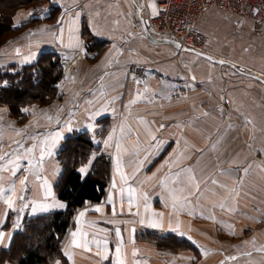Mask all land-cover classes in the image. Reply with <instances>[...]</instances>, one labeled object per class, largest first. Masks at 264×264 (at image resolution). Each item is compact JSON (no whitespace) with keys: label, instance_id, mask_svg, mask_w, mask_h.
<instances>
[{"label":"crops","instance_id":"crops-1","mask_svg":"<svg viewBox=\"0 0 264 264\" xmlns=\"http://www.w3.org/2000/svg\"><path fill=\"white\" fill-rule=\"evenodd\" d=\"M137 2L48 0L21 8L13 16L14 26L33 19L37 22L0 47V66L33 63L42 52L54 51L61 55L64 70L58 84L59 97L34 114L27 106L30 112L25 113L24 123L10 118L7 108L0 106V153H13L17 149L14 142L22 141L23 147L18 152L24 155L26 148L38 143L28 139L29 136L54 135L69 122L76 129L73 132L86 130L95 141L107 139L115 129L107 149L99 143L111 156V179L105 197L76 211L73 226L61 247L63 258H56L51 264L56 261L65 264L64 259L67 264H114L116 227L124 236L127 264H136V261L141 264H264V250H258L264 249V82L255 77L264 76V32L254 33L250 19L224 9L212 7L204 12L196 28L209 38L214 55L225 59L221 64L198 56L195 51L157 41L145 26L146 16ZM54 7L58 12L49 20ZM84 28L93 42L104 45L101 52L91 47L92 42L87 43ZM58 36L63 37V43ZM72 36L79 37L83 50L67 47ZM29 58L30 62H25ZM130 62L142 66V77L128 78ZM239 66L245 67V73L249 74L239 71ZM96 111L101 115L91 119ZM103 118L108 120L107 133L97 138ZM87 124L95 127L94 133L85 127ZM19 130L22 131L18 135ZM73 132L65 131L63 140ZM116 143L121 144L122 172L128 177L127 182L116 171ZM56 152L51 159H46L42 170L34 167L33 160L31 173L28 162L21 160V170L15 177H10L9 172L3 173L4 186L15 180L17 197L23 195L25 202L41 201L43 189L36 177L42 173L50 181L55 198L66 204L54 189L61 175ZM90 163L79 168L89 170ZM26 175L27 191L21 192L18 181ZM192 175L194 181L190 179ZM197 183L200 192L196 190ZM129 187L141 197L132 204V213L139 205L141 217L128 212ZM121 188L124 189L122 214ZM110 194L116 216L107 203ZM142 194L147 195V200ZM172 195L189 199L185 210L174 212ZM146 203L150 206L149 213L144 212ZM221 203H226L225 209H221ZM98 205H103L102 213L92 210ZM189 210L197 214H189ZM5 211L6 205L0 201V230L13 238L18 214L8 211L5 222ZM81 211H85V216L77 221ZM152 212L164 214V229H168L169 223L175 227L178 216L180 231L196 243L175 232L142 225L140 219H152ZM199 213L215 219L202 218ZM21 215L23 219L33 216L27 210ZM113 219L118 223H108ZM127 221L131 223H124ZM227 225L233 226L235 234ZM81 227L89 233L107 236L111 249L108 260L94 255L95 246L91 252L68 249L71 260L64 255L70 233ZM102 229H107V233ZM141 231L171 234L188 246L174 244L168 249L161 248L137 239ZM200 246L208 251L207 256L202 254ZM9 247H0V250ZM134 250H138L135 256ZM232 256L237 259H226Z\"/></svg>","mask_w":264,"mask_h":264},{"label":"trees","instance_id":"trees-1","mask_svg":"<svg viewBox=\"0 0 264 264\" xmlns=\"http://www.w3.org/2000/svg\"><path fill=\"white\" fill-rule=\"evenodd\" d=\"M48 0H0V44L4 35L17 34L32 27L33 19L19 27L14 26L13 16L18 9L36 6ZM58 8L54 7L47 19L56 17ZM87 43L99 52L104 45L93 42L88 30L84 28ZM61 56L54 51L42 52L37 60L29 64L16 62L0 66V105H7L12 117L24 119L23 107L30 103L45 105L57 95V84L63 77ZM88 132H74L66 137L63 146L56 154L61 165V175L55 183L59 199L66 202L63 211H51L28 217L23 227L17 230L8 249L0 250V263L13 264H51L56 258H63L62 244L73 226L76 211L89 202H99L106 194L110 160L105 154L93 160L88 174L81 178L79 166L86 164L91 155L98 151ZM137 239L155 243L168 249L174 244L188 246L171 234H158L141 231ZM181 242V243H180ZM65 264H67L64 259Z\"/></svg>","mask_w":264,"mask_h":264},{"label":"snow or ice","instance_id":"snow-or-ice-1","mask_svg":"<svg viewBox=\"0 0 264 264\" xmlns=\"http://www.w3.org/2000/svg\"><path fill=\"white\" fill-rule=\"evenodd\" d=\"M55 2H58V0H55ZM153 7V14L156 13L155 5H152ZM47 11V10H45ZM65 12H67V9H65ZM29 15H32L31 13ZM60 23H63V18H61ZM98 35L100 33H97ZM61 43H63V37L58 36L57 37ZM67 47H72V48H77L80 50H83L82 48V41L79 39L78 36H72L70 38V42L68 43ZM177 47H180L177 45ZM197 55H201L200 53H197ZM29 58L25 62H30ZM208 59H211V57H208ZM219 63L223 64L225 61H219ZM195 79V77H193ZM25 113H29L30 109L25 108L22 109ZM101 115L99 111H96L92 113L91 119H94L96 116ZM49 120L52 119V117H48ZM59 123V121H57ZM88 128L90 131L93 133L95 132V127L92 124H87L85 126ZM74 129L71 125V123H67L65 125V129H60L56 131L54 135L51 136H29L28 139L32 140H38V143H33L31 146L25 149L24 155H20L18 152V149L23 147V142L22 141H15L14 143L17 145V149L13 150V153H0V201L3 202L4 205H6V211L4 213L5 216V222L7 219V212H15L18 214V219L17 222L14 225L13 231L20 230L23 222V217L21 214L25 213L27 210L28 214L36 216L39 214H45L49 213L55 209H64L67 207V205L63 202L58 201L55 198L54 193L52 192L51 188V183L50 181L41 173L36 177V179L41 181V188L43 189V199L41 201H30V202H25V197L23 195H20L17 197V183L15 180H11L10 183L8 184L7 187L4 186L3 180L4 172H9L10 177H15L17 172L21 170V160H25L28 162L29 165V173L32 172L33 168V160L35 161L34 167L40 168L41 170L43 169V165L46 161V159H51L54 155L55 152L59 146V142L63 140L64 138V132L67 131L68 133L73 132ZM22 130H19L17 134L19 135ZM115 132V129H113V134ZM124 132V128L121 127V133ZM113 134H110L107 139L103 141H95L96 143H103L105 149L109 147V142L113 140ZM155 139V137H153ZM115 149H116V160H115V165H116V171L121 173V179L125 182H127L128 177L123 174L122 172V159H121V144L116 143L115 144ZM124 151H127V149H124ZM14 157V158H13ZM181 171H190L186 169H182ZM245 171H247L245 169ZM78 172L81 174V178L83 179L84 176L87 175L88 168L87 167H81L78 169ZM59 174V173H56ZM175 175H179V173H176ZM191 180H195L194 175L190 176ZM19 185L21 186V192L27 191V186H28V176H24L23 178H20L18 181ZM213 183L215 181L213 180ZM166 186V182H165ZM113 188L116 187L115 182H113L112 185ZM197 192H200L201 189L199 188V184L197 183L196 186ZM120 196H121V214L123 213V199H124V189H120ZM141 197H138L136 195V190L129 187L128 188V193H127V199L129 202V207H128V212L134 216L141 217V213L139 211V205L137 204V211L135 213H132V204L134 200H139ZM142 198L147 200V195L142 194ZM172 208L174 212L178 211H183L186 208V205L190 203L189 199L187 197H184L181 199L177 195H172ZM19 201V203H18ZM107 203H109L112 206V215L116 216V207H115V202L113 199V196L110 194L107 200ZM221 209L226 208V203H221L220 204ZM92 210L96 212L102 213L104 211L103 205H98L95 206ZM231 211V209H227ZM87 211V210H85ZM85 211L79 212L77 216V221H80L84 216H85ZM150 211V206L146 203L144 212L149 213ZM189 214H197L192 210H189ZM163 213H156L152 212L151 216L153 217L152 219L145 220L143 217L140 219V223L142 225L151 227L153 229H160V230H167V231H172L177 233L178 235L182 237H186L188 240L192 241V237L189 236L186 232L180 231V225L181 221L179 220L177 216L176 220V226L172 227L171 223H169L168 229H164V224H163ZM202 218H209V219H215L214 216H208L204 217L203 213H199ZM110 224H117L118 222L116 220H110L108 221ZM124 223H131V221H127ZM228 230L232 231V234H235L234 228L232 225H227L225 226ZM102 232L107 233V229H102ZM115 248H114V254H115V262L114 264H127V253L125 251V243H124V236L121 233V230L119 227L115 228ZM132 233L135 232V228H133ZM7 238L8 243H5V239ZM12 236L11 234H6L4 231L0 230V247H9L11 243ZM193 243H196L195 241H192ZM109 240L107 236H98L96 233H89L85 231L82 227L77 228L76 231H72L70 233V240L68 241V244L64 250V255L68 257L69 260L72 259V253L68 251V249H82L88 252L92 251V246H95L97 251L94 253L97 257H100L102 260H108L109 259V253L111 249L109 248ZM258 250H264V249H258ZM200 251L202 252L203 255L207 256L208 251H206L202 246H200ZM138 250L133 251V255L135 256L137 254ZM245 255H250V253H245ZM227 260H236L237 257L232 256V257H227ZM56 264H60L59 261H56ZM74 264V262H73ZM136 264H141L140 261H136ZM223 264V262H222Z\"/></svg>","mask_w":264,"mask_h":264},{"label":"built area","instance_id":"built-area-1","mask_svg":"<svg viewBox=\"0 0 264 264\" xmlns=\"http://www.w3.org/2000/svg\"><path fill=\"white\" fill-rule=\"evenodd\" d=\"M152 5H155V15ZM137 7L145 14L147 29L154 38L177 41L189 50L217 59L222 58L212 52L209 38L196 28L197 20L210 8L218 7L248 18L254 33L264 32V0H138ZM135 67L128 66L130 78Z\"/></svg>","mask_w":264,"mask_h":264},{"label":"rangeland","instance_id":"rangeland-1","mask_svg":"<svg viewBox=\"0 0 264 264\" xmlns=\"http://www.w3.org/2000/svg\"><path fill=\"white\" fill-rule=\"evenodd\" d=\"M15 34H10V33H8V34H6V35H4V37L2 38V41H1V44H0V47L2 46V45H4L5 43H6V41L9 39V38H11V37H13ZM209 47H210V44H209ZM60 55V54H59ZM87 54H84V56H86ZM61 56V55H60ZM62 58V57H61ZM61 63H62V60H61ZM129 65H135L136 67H135V72H134V76L132 77V78H130L129 77V70H128V66ZM62 67H63V65H62ZM63 72H64V70H63ZM232 72V71H231ZM233 73V72H232ZM127 74H128V78L129 79H135V78H138V77H142V75H143V68H142V66L141 65H139V64H137L136 62H130V63H128L127 64ZM64 75V74H63ZM262 77V76H261ZM60 82V81H59ZM59 82H58V84H59ZM58 84H57V95H56V97L55 98H53L49 103H47V104H45V105H41V104H38V103H30L29 105H26V106H24L23 107V109H25L27 106H29V108H31L32 109V111H33V114L35 113V112H37V110L38 109H40V108H43V107H45V106H47V105H49L53 100H55L56 98H58L59 97V87H58ZM0 106H3V107H6L7 108V110H8V116L10 117V118H12V119H16L17 121H19L20 123H24L25 121H27L26 119H27V114H25V112H24V115H25V118L23 119H20V118H17V117H12L10 114H9V108H8V106L7 105H0ZM28 108V107H27ZM100 124H102V126H101V129L99 130V132H98V137L97 138H103L105 135H106V133H107V126H106V124L108 123V120H106L105 118H103V119H101L100 120V122H99ZM82 131H85V132H88V131H86V130H82ZM75 132H79V131H75ZM74 133V132H73ZM72 133V134H73ZM89 134H90V132H88ZM70 136V135H69ZM90 136H91V138H92V141H93V143H94V145H96V146H98L99 147V150L98 151H96V152H94V154L93 155H91L90 156V158H89V160H88V162H86V164H82L81 166H86V165H89V163L92 161L93 162V160L94 159H96L98 156H99V154H105V155H107L108 157H109V160H110V169H111V156H110V154L103 148V146L101 145V144H99V143H96L95 142V138H93L92 137V135L90 134ZM68 137V136H67ZM65 140V139H64ZM64 140H63V143H64ZM63 143H62V145H61V147L63 146ZM60 147V148H61ZM59 148V149H60ZM59 149L57 150V152L59 151ZM57 152H56V154H57ZM55 158H56V156H55ZM56 160H57V158H56ZM91 162V163H92ZM91 163H90V166H91ZM59 164V163H58ZM60 165V164H59ZM60 167H61V165H60ZM80 167V166H79ZM89 170H90V168H89ZM89 170H88V172H89ZM88 172H87V174H88ZM110 179H111V172H110V175H109V183H110ZM109 183H108V185H109ZM28 218V217H27ZM25 219L26 218H24L23 219V222H22V226H21V228L23 227V224H24V221H25Z\"/></svg>","mask_w":264,"mask_h":264},{"label":"water","instance_id":"water-1","mask_svg":"<svg viewBox=\"0 0 264 264\" xmlns=\"http://www.w3.org/2000/svg\"><path fill=\"white\" fill-rule=\"evenodd\" d=\"M144 24H145V26H147V21H145ZM147 34L150 35L149 32H148ZM149 37H151V36H149ZM157 41L168 42V43H170V44H172V45H174V46H176V47H177V45H179L180 47H177V48H180V49H182V50H187V48H185L184 46H182V45H181L179 42H177V41H170V40H167V39H157ZM201 55L204 56L205 58L211 57V56H208V55H205V54H201ZM210 60H213V61H215V62H219L220 59L217 60V58L215 59V58L211 57ZM221 61H222V60H221ZM224 61H225V60H224ZM226 62H228V61H226ZM238 70L241 71V72H243V73H245V71H244V67H243V66H239ZM245 74H249V73H245ZM250 75H253V74H250ZM253 76H254V75H253ZM255 77H256L257 79H259L260 81L264 82V77H258V76H255Z\"/></svg>","mask_w":264,"mask_h":264}]
</instances>
